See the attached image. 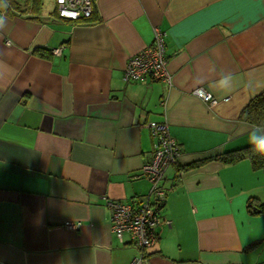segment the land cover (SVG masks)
Instances as JSON below:
<instances>
[{"label": "crops", "instance_id": "crops-1", "mask_svg": "<svg viewBox=\"0 0 264 264\" xmlns=\"http://www.w3.org/2000/svg\"><path fill=\"white\" fill-rule=\"evenodd\" d=\"M12 1L0 4V264H128L140 250L111 231L107 201L148 193L147 123L164 120L181 154L160 210L170 223L143 264H264V168L213 159L252 145L239 114L264 92V0H92V21ZM154 28L171 84L125 80Z\"/></svg>", "mask_w": 264, "mask_h": 264}, {"label": "built area", "instance_id": "built-area-1", "mask_svg": "<svg viewBox=\"0 0 264 264\" xmlns=\"http://www.w3.org/2000/svg\"><path fill=\"white\" fill-rule=\"evenodd\" d=\"M54 3L58 16L64 19L80 20L90 17L93 12L92 0H54ZM55 52H60V49ZM146 77L171 84V75L166 68L164 33L159 28H154L152 42L128 58L125 64V80H142ZM193 93L210 105L217 103L203 88H196ZM147 126L155 140L152 153L141 166V176L150 182L148 193L134 203L107 201L111 231L119 240L128 234L131 242L140 250L128 264H143L144 250L158 239V225L161 222L170 223L169 220L162 219L160 205L165 201L167 193V171L178 163L181 154L179 144L170 134L166 120L150 121ZM63 226L77 230L80 223L67 221Z\"/></svg>", "mask_w": 264, "mask_h": 264}, {"label": "trees", "instance_id": "trees-1", "mask_svg": "<svg viewBox=\"0 0 264 264\" xmlns=\"http://www.w3.org/2000/svg\"><path fill=\"white\" fill-rule=\"evenodd\" d=\"M12 2H13L12 0H9V3ZM0 4L2 6H5L6 0H0ZM92 14L90 17L86 19L91 21L94 20V18H92ZM239 118L253 125H264V92L250 99V101L245 106V108H243L242 111L240 112ZM213 159L221 161L223 163H234L242 159H248L251 162L252 167L254 169L264 168V155L256 151H253L252 145L223 152L221 154L214 156ZM204 161L205 160H202L191 166L199 165ZM164 202L161 203L160 210L164 205ZM251 203L252 202L249 201V207L251 206ZM259 211L261 213H264V205L259 206Z\"/></svg>", "mask_w": 264, "mask_h": 264}, {"label": "clouds", "instance_id": "clouds-1", "mask_svg": "<svg viewBox=\"0 0 264 264\" xmlns=\"http://www.w3.org/2000/svg\"><path fill=\"white\" fill-rule=\"evenodd\" d=\"M4 26V20L2 17H0V28ZM231 76V74H228V76H223L221 83H227L228 78ZM249 88L253 91H255L258 88V85L256 84L254 79H251L249 82ZM249 143L253 146V151H256L262 155H264V125H254L249 133Z\"/></svg>", "mask_w": 264, "mask_h": 264}, {"label": "rangeland", "instance_id": "rangeland-1", "mask_svg": "<svg viewBox=\"0 0 264 264\" xmlns=\"http://www.w3.org/2000/svg\"><path fill=\"white\" fill-rule=\"evenodd\" d=\"M53 0H42V5L45 9H51Z\"/></svg>", "mask_w": 264, "mask_h": 264}]
</instances>
